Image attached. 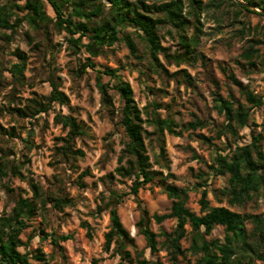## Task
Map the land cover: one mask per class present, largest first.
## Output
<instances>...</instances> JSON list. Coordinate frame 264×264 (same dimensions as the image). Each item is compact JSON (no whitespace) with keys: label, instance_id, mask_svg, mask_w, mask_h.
Masks as SVG:
<instances>
[{"label":"rangeland","instance_id":"1","mask_svg":"<svg viewBox=\"0 0 264 264\" xmlns=\"http://www.w3.org/2000/svg\"><path fill=\"white\" fill-rule=\"evenodd\" d=\"M182 1L184 13L193 11L188 0ZM199 1V22L194 21L193 16H188L190 24L184 33L187 38H191L194 33L192 24L195 23L201 29L194 49L185 51L178 37V29L169 23H162L158 29L160 43L171 55L167 59L159 53V61L169 74L185 69L192 78L190 84L181 74L170 77L161 71L155 72L149 66L146 47L135 35L137 52L134 55L123 41H117L112 46H105L101 54L90 56L83 47L80 50L73 48L67 41L68 34L64 30L57 31L52 24L48 28V41L41 28L29 31L25 21L20 22L13 32L0 28V154L4 153L8 157L5 160L7 175L0 179V212L10 211L13 198L20 190L23 196H33L28 177L40 183L42 191L49 197L44 205L38 202L36 215L29 220V227L20 235L23 242L27 241L25 246L19 247L21 252H33L40 248L45 253L46 264H117L119 261V255L114 253V244H111L108 251L103 249L104 234L110 226L109 212L108 208L98 212L97 205L101 203L100 196H107L111 188L125 192L129 191L131 185L130 179L120 178L115 173L113 179L106 178L119 165L118 159L124 146L125 137L117 124L121 101L115 90H108L114 106L111 113L102 104L95 84L96 72L88 70L76 76L77 68L87 57L100 70L106 67L114 69L121 80L131 85L137 106L142 110L143 127L147 132L153 131L154 126L149 123L151 116H147L143 109L151 101L162 105L163 108L159 110L162 117L170 116L178 124L179 134L165 132L168 169L161 165L164 161L158 157L155 136L147 134L145 143L152 168L162 170L164 174L172 173L173 176L167 178L168 182L189 188L186 202L188 208L196 214L201 213L198 203L200 190L194 184L197 174L203 172L204 176L205 173L209 175L210 205H223L239 213L264 216L263 197H257L242 206L229 205L225 198L217 202L211 189L223 187L225 177L212 176L204 162L195 159L191 153V149H194L204 161L210 163L216 149L223 148L224 143L228 142L234 148L249 143L252 132L264 134V16L257 15L260 14L257 12L236 14V7L228 1ZM2 4L6 5L11 21L22 17L23 12L15 8L13 2L0 0ZM26 31L30 32L32 42L25 37ZM250 44L259 51L254 64H249L242 57V52ZM15 48L27 57L21 84L14 83L8 72L11 64L16 61L13 55ZM179 55L187 58L178 63ZM49 72L59 77L54 80L69 99V105L62 107L61 111L71 113L85 130V134L76 137L73 143L74 148L84 153L83 157L76 160H66L58 150L68 128L54 122L56 110L41 113L35 118L20 117L12 112L16 108L26 109L32 98L42 99L48 95ZM229 74H233L241 85L234 84ZM116 80L115 77L102 75V81L109 85L115 84ZM215 82L220 95L236 103L248 105L243 96L244 89L262 97L263 103L251 111L248 126L242 128L235 138L230 134L219 136L224 116L214 107ZM195 117L202 120L204 125L195 129L186 128L185 125ZM11 128L14 134L10 136L7 133ZM199 134L209 137L213 144L201 139ZM12 162L21 164V173L26 180L9 173ZM85 170L89 174L83 176L81 181L85 187H82L78 178ZM5 185L12 191L6 189ZM60 193L66 194L72 204H64L61 209H56L52 206L51 194ZM137 198L150 214L166 213L170 209L171 199L156 179L142 186ZM117 212L145 258L152 261V264H171L163 249L151 254L145 247L144 238L135 227L139 208L132 195L124 198ZM82 222L90 226V237ZM174 225V220L167 218L160 224L151 221L150 227L159 233L162 230L171 231ZM246 228L250 230L252 224L247 222ZM40 229L72 236L71 239L60 241L64 256L53 247L49 238L40 236ZM186 229L187 235L180 240L185 249L189 245L190 228L186 226ZM28 237L30 240H27ZM223 237L224 229L219 225L207 236L208 239L221 241ZM129 250L132 258L129 264H137L133 249ZM196 258L197 255L189 251H186L184 257H178L180 264H194ZM234 258L240 264H264V260L256 258L248 249L246 252L238 250Z\"/></svg>","mask_w":264,"mask_h":264},{"label":"trees","instance_id":"2","mask_svg":"<svg viewBox=\"0 0 264 264\" xmlns=\"http://www.w3.org/2000/svg\"><path fill=\"white\" fill-rule=\"evenodd\" d=\"M10 1L13 2L15 8L23 12V15L11 21L6 5H0V28L13 32L20 22L25 21L29 31L41 28L48 41V28L52 24L57 31L64 30L68 34L67 41L73 48L80 50L83 47L90 56L101 54L105 46H112L117 41H123L129 52L134 55L137 52L133 37L135 35L146 47L149 66L155 72L161 71L170 77L181 74L188 84L192 81L185 69H179L169 74L159 61V53H162L167 59L171 58V55L161 45L158 29L162 23H169L178 29V37L181 45L185 47V51L194 49L193 47L198 43V33L201 29L195 23L192 24L194 33L191 38H187L184 33L190 24L188 16H193L194 21L199 22V0H188L193 10L188 13H184L182 0H8V2ZM223 1L234 5L236 14L254 13L233 0ZM245 1L252 6L264 9V0ZM29 31L24 34L28 41L32 42ZM13 55L16 57V61L11 64L8 72L14 79V83L21 84L27 57L18 48L14 49ZM258 56L259 51L253 44L247 46L242 52V57L249 64H254L255 58ZM177 58L179 63L187 57L179 55ZM88 70L96 72L95 84L100 93L102 104L107 110L112 113L114 107L108 90H115L121 101L117 124L125 137L124 146L118 159L119 165L113 172L108 173L106 178L113 179L115 173L120 178L131 180L129 191L117 192L111 188L107 196H100L101 203L97 205V211L100 212L108 208L110 221L109 230L104 234L103 249L108 251L111 244H114V253L119 255L117 264L131 262L129 248L133 249L137 264H152V261L145 258L143 252L137 249L134 238L123 226L117 212V207L124 198L132 195L139 208V218L135 227L138 234L143 236L145 247L151 254L163 249L171 264H180L178 257H184L186 251L197 255L194 264H240L241 262L237 261L234 255L238 250L246 252L247 249L256 258L264 260L263 215L239 213L223 205H210L208 199L209 175L205 173L204 176L203 172L197 174V181L194 184V187L200 190L198 203L201 213L196 214L186 206L189 188L168 182L167 178L172 177V173L164 174L162 170L152 168L145 143L146 135L155 136L159 150L158 157L164 161L161 165L168 169L165 132L180 133L177 131L178 124L172 117L160 115L159 110L163 108L162 105L151 101L144 107L143 112L147 116H151L149 123L154 126L153 131L147 132L143 127L142 110L137 106L131 85L127 81L121 80L114 69L108 67L103 70L98 69L89 57L77 68L76 76H80ZM102 75L115 77L116 83L109 85L103 82ZM55 78L59 77L49 72L47 82L50 90L47 96L42 99L32 98L26 109L16 108L12 109V112L20 117L35 118L41 113L56 110L54 111V122L61 124L63 128H68L65 137L61 138L62 145L58 150L66 160H76L83 157L84 153L81 149L74 148L73 143L76 137L85 134V130L71 113L61 111L62 107L69 105V99L66 93L59 88ZM229 78L234 84L241 85L233 74H229ZM214 84L216 87L213 92L214 107L219 114L224 116L219 136L230 134L235 138L242 128L248 126L251 111L263 103L262 97L244 89L243 96L248 105L236 103L233 99L223 98L217 91L218 84L216 82ZM230 96L232 97L231 94ZM203 125L202 120L195 117L185 127L195 129ZM7 134L13 135V128ZM199 137L211 145L213 144L209 137L202 134H199ZM250 138L249 143L237 145L234 148L228 142L224 143L223 148L216 149L210 163L204 161L203 157L191 149L192 156L204 162L212 176L225 177L223 187L211 189L217 202H221V199L225 198L229 205L242 206L257 197L264 198V134L252 132ZM150 141L152 142V140ZM22 156L24 155L22 154ZM7 158L6 154H0V179L7 175L5 162ZM9 173L19 176L23 180L27 179L23 177L19 163L12 162ZM87 174L89 173L85 170L78 178L82 187L85 185L81 180ZM154 179L157 180L166 196L171 199L170 209L166 213L150 214L137 198L139 189ZM28 184L33 196H23L22 190H20L13 198V206L10 211L0 212V264H46L45 253L40 248H36L33 252L19 250V247L26 245L27 241L23 242L20 235L29 227V220L36 215L38 202L44 205L46 198H49L42 191L40 183L34 181L32 177H28ZM5 188L12 191L8 185H5ZM51 195L52 206L56 209H61L64 204H72L66 194ZM167 218H172L175 223L171 231L162 230L156 233L151 229V221L160 224ZM247 222L252 224L250 230L246 228ZM81 224L87 229V235L90 237V226L86 222ZM217 225L224 229L222 241L207 238ZM186 226L190 228V231L189 245L185 249L182 248L180 240L187 235ZM38 233L42 238H49L53 247L64 256L60 241L71 239L70 234L58 235L54 232H45L43 229H40ZM159 237L162 239L159 240ZM27 240H30V237Z\"/></svg>","mask_w":264,"mask_h":264},{"label":"water","instance_id":"3","mask_svg":"<svg viewBox=\"0 0 264 264\" xmlns=\"http://www.w3.org/2000/svg\"><path fill=\"white\" fill-rule=\"evenodd\" d=\"M236 3H239L241 6L243 7H247L249 8L251 11L253 12H257V13H260V14H263L264 15V9L263 8H259V7H256V6H252L250 5L247 1L245 0H234Z\"/></svg>","mask_w":264,"mask_h":264}]
</instances>
